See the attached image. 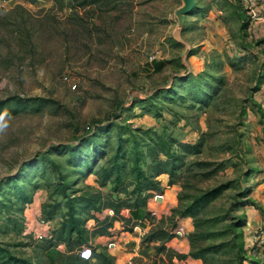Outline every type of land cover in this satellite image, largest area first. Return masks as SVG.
<instances>
[{
	"label": "rangeland",
	"instance_id": "obj_1",
	"mask_svg": "<svg viewBox=\"0 0 264 264\" xmlns=\"http://www.w3.org/2000/svg\"><path fill=\"white\" fill-rule=\"evenodd\" d=\"M193 2L0 0V264L71 214L114 262L264 264V30Z\"/></svg>",
	"mask_w": 264,
	"mask_h": 264
},
{
	"label": "trees",
	"instance_id": "obj_2",
	"mask_svg": "<svg viewBox=\"0 0 264 264\" xmlns=\"http://www.w3.org/2000/svg\"><path fill=\"white\" fill-rule=\"evenodd\" d=\"M34 3L36 0H28ZM164 66V61H153L151 63V71L153 73L159 72ZM160 171L158 173H161ZM154 187V183L147 186V189ZM143 205L136 204V207L132 210L130 217L135 218L139 216L140 210H143ZM114 213V212H113ZM115 214V213H114ZM72 225L65 232L64 225L55 232V241H61L64 243L65 250L55 251L53 249L52 241H48V245L45 246L46 257L48 261L53 264H114V259L111 255L102 251L98 246H92L88 242V233L85 228H79L78 220L72 216H69ZM67 220L65 217L64 221ZM63 221V223H64ZM66 222V221H65ZM81 224V223H80ZM149 237H159L158 234H151ZM13 264H28L23 259H15Z\"/></svg>",
	"mask_w": 264,
	"mask_h": 264
},
{
	"label": "built area",
	"instance_id": "obj_3",
	"mask_svg": "<svg viewBox=\"0 0 264 264\" xmlns=\"http://www.w3.org/2000/svg\"><path fill=\"white\" fill-rule=\"evenodd\" d=\"M244 7L247 9V13L250 17L255 20V23L261 24V28L264 30V13L262 10L264 9V0H243ZM260 109L264 111V97L259 102ZM108 215H113V210H108ZM177 234L181 235L182 230H177ZM109 247L114 246V242L108 243ZM126 264H138L134 260H128Z\"/></svg>",
	"mask_w": 264,
	"mask_h": 264
},
{
	"label": "water",
	"instance_id": "obj_4",
	"mask_svg": "<svg viewBox=\"0 0 264 264\" xmlns=\"http://www.w3.org/2000/svg\"><path fill=\"white\" fill-rule=\"evenodd\" d=\"M193 4V0H183V5L175 11L176 15L182 16V14L189 12L193 7Z\"/></svg>",
	"mask_w": 264,
	"mask_h": 264
},
{
	"label": "crops",
	"instance_id": "obj_5",
	"mask_svg": "<svg viewBox=\"0 0 264 264\" xmlns=\"http://www.w3.org/2000/svg\"><path fill=\"white\" fill-rule=\"evenodd\" d=\"M262 12L264 13V9L262 10ZM145 211H146V208H144L143 210H140V212H139L140 215L133 218V220L137 221V222H142L144 220ZM115 247H116V243L114 242V246L110 247V248L114 249ZM123 262L122 261L121 262L116 261V262H114V264H124Z\"/></svg>",
	"mask_w": 264,
	"mask_h": 264
}]
</instances>
